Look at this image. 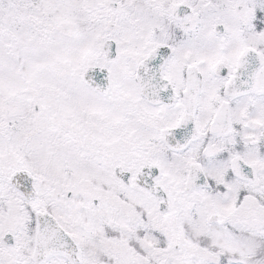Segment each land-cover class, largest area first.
<instances>
[{"label": "snow or ice", "instance_id": "6c2138e0", "mask_svg": "<svg viewBox=\"0 0 264 264\" xmlns=\"http://www.w3.org/2000/svg\"><path fill=\"white\" fill-rule=\"evenodd\" d=\"M0 264H264V0H0Z\"/></svg>", "mask_w": 264, "mask_h": 264}]
</instances>
